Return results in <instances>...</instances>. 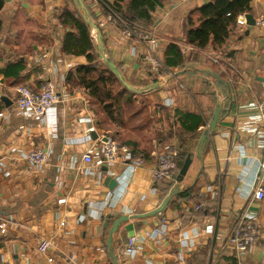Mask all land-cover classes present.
Returning <instances> with one entry per match:
<instances>
[{"label": "crops", "instance_id": "0c3cea01", "mask_svg": "<svg viewBox=\"0 0 264 264\" xmlns=\"http://www.w3.org/2000/svg\"><path fill=\"white\" fill-rule=\"evenodd\" d=\"M211 1L155 5L150 20L135 27L152 36L144 43L122 36L120 27L106 20L108 9L117 12L119 5L124 10L127 0H81L82 8L74 0H4L0 221L6 226L0 230V264H112L107 237L120 216L130 218L113 234L117 264H232L228 238L244 213L257 223L259 236L242 260L264 264V199L256 200L252 193L258 163L264 160V123L258 116L264 99V25L256 24L264 19V0L250 2L247 14L255 25L236 24L221 46L195 48L186 40L188 22L196 26L198 8ZM77 7L98 26L105 54L140 91L128 90L115 77L121 86L111 88L116 96L111 119L99 105L101 98L79 84L74 70L87 63L86 54H79L75 27L64 26L59 15L62 9L75 13ZM94 30L90 27V38L97 46ZM170 43L181 56L175 55L176 64L168 67ZM147 48L165 65L157 74L148 72ZM97 57L102 61L98 52ZM46 80L56 87L57 103L42 118L19 110L17 86L36 92ZM218 106L217 124L199 154V139ZM187 113L201 115L203 124L196 131L181 127L185 122L193 126L180 117ZM181 136L191 164L181 180L174 177L162 198L170 181L159 188L151 169L167 147L180 146ZM106 138L125 147L113 164L102 162ZM38 148L46 151L47 162L33 166L25 155ZM86 152L90 163L82 160ZM174 189H192V196L175 198L176 193L162 212L151 214ZM133 235L138 247L127 254L123 249ZM44 239L49 246L40 252Z\"/></svg>", "mask_w": 264, "mask_h": 264}, {"label": "trees", "instance_id": "16d2710c", "mask_svg": "<svg viewBox=\"0 0 264 264\" xmlns=\"http://www.w3.org/2000/svg\"><path fill=\"white\" fill-rule=\"evenodd\" d=\"M118 1L122 2L123 0ZM163 1L164 0H127V5L124 10H121L119 5H117V7L115 5V9L119 12L118 14L124 21L134 28H139L140 26L143 27L142 20H150L151 15L149 11H153L155 5H161ZM250 2L251 0H212L200 6L198 8L200 14L198 24L193 26V23L190 21L188 22L189 28L186 33L187 42L199 49L207 47L209 43L214 46H221L236 25L237 16L250 12ZM3 5L4 0H0V9ZM59 16L64 26H69L71 29L75 27L79 35L76 38L77 41H75L79 45V54H86L87 63L74 68L77 74H79V84L88 88L93 98L95 96L101 98L99 105H101L107 118L111 119L113 117L116 96L110 88L109 82L111 77L115 80L116 78L104 62L98 61L97 48L92 44L90 38L91 26L89 20H86L87 18L85 19V17L82 16L78 7L75 13L69 9H62ZM68 36H73L75 38L74 33L71 32L68 33ZM172 45L173 44L169 45L165 52V64L168 67L176 64L175 55L181 56L180 50L175 51ZM17 72L19 73V70ZM72 75L73 72L71 70L67 73L66 79L70 80ZM118 85L121 86L119 83ZM180 117L181 119L187 117V121L193 124V126H188L185 122L181 126L184 130L190 132L196 131L198 126L203 124L201 115L198 113L181 114ZM169 149L178 151V165L175 170V177H177L180 165L189 152V149L186 148V140H183L181 136L180 146H170ZM172 180L173 179L156 181L157 185L165 181H170L166 183V190L163 191L162 198L165 192L171 188ZM160 185H158L159 188ZM192 192V189L182 190L175 195V198H188L192 196Z\"/></svg>", "mask_w": 264, "mask_h": 264}, {"label": "built area", "instance_id": "2783aa9c", "mask_svg": "<svg viewBox=\"0 0 264 264\" xmlns=\"http://www.w3.org/2000/svg\"><path fill=\"white\" fill-rule=\"evenodd\" d=\"M107 22L114 23L120 27L121 35L126 38H134L141 42H149L153 38L152 36L143 30H137L129 26L120 15L112 10L108 9L106 15ZM102 24V23H101ZM236 24L244 26L246 24L244 14H240L236 18ZM257 25H264V19L256 21ZM93 38L96 37L95 30L93 32ZM144 59L148 63L149 74H157L159 70L165 67L164 63L157 57L155 50L147 48L144 53ZM16 107L24 112H28L37 118L44 117L47 112L57 103L58 96L57 90L53 82L46 80L40 86L38 91H33L29 86L20 84L16 88ZM258 116L262 123H264V99L258 104ZM125 150V147L114 139H108L102 141V162L113 164L117 160L119 151ZM25 159L29 164L33 166H41L47 162V153L42 148L34 149L25 155ZM82 160L85 163L92 161L91 154L86 152L82 155ZM178 165V151L169 149L162 153L156 160L154 167L151 169V176L154 180H170L175 177V170ZM137 164L131 165V170H136ZM253 196L256 200L264 199V160L258 163L257 173L255 174L254 183L252 185ZM6 226L5 221H0V230ZM259 230L257 223L250 218L247 213L242 214L233 227L231 234L228 238V245L233 251L234 261L232 264H244L242 260L243 253L248 247L258 239ZM49 242L44 239L38 245L40 252H45ZM138 247V238L136 236L129 237L127 244L124 247V251L127 254L133 253Z\"/></svg>", "mask_w": 264, "mask_h": 264}, {"label": "water", "instance_id": "95a60500", "mask_svg": "<svg viewBox=\"0 0 264 264\" xmlns=\"http://www.w3.org/2000/svg\"><path fill=\"white\" fill-rule=\"evenodd\" d=\"M74 2L78 5V7L82 8V2L81 0H74ZM245 20H246V24L248 26H253L255 25V19L253 18V16L251 14H246L245 15ZM90 26L95 28V30L97 31V35H96V41H97V52L98 55L100 56L101 60L107 65V67L110 69V71L115 75V77L117 78V80L128 90L133 91V92H140L139 90L134 89L129 83H127V81L123 78L121 72L119 71V69L117 68V66L115 65V63L112 61V59L110 57H108L105 54V49H104V45H103V40L101 37V32L98 28V26L89 21ZM158 86V83L155 85H152L151 87H149L148 89H154L155 87ZM147 89H144V91ZM219 113H220V106H218L215 111L214 114L212 116V119L210 121V123L208 124L206 130L201 134V137L199 139L198 142V150H199V154H200V149H201V145L205 139V137L207 135H209L215 128L217 121H218V117H219ZM191 153H188L184 159V161L182 162V164L180 165V169L178 171V175H177V180H181L183 178V176L186 174L189 165L191 164ZM178 193V189H174L171 191V193L159 204V206L151 212V214H157L163 211V208L168 204L169 200L171 199V197ZM138 215H133L131 216V218H135ZM128 218H130V216H120L117 217L111 224V227L108 231V237H107V249H108V253L109 256L111 258L112 264H117V258L114 254L113 251V234L116 232L118 226L126 221Z\"/></svg>", "mask_w": 264, "mask_h": 264}, {"label": "rangeland", "instance_id": "374dc122", "mask_svg": "<svg viewBox=\"0 0 264 264\" xmlns=\"http://www.w3.org/2000/svg\"><path fill=\"white\" fill-rule=\"evenodd\" d=\"M109 86L110 88L117 90L116 88H119L120 86H118V83L115 79H111V81L109 82Z\"/></svg>", "mask_w": 264, "mask_h": 264}]
</instances>
